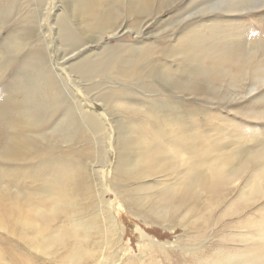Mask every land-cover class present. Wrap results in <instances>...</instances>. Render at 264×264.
<instances>
[{"label": "rangeland", "instance_id": "374dc122", "mask_svg": "<svg viewBox=\"0 0 264 264\" xmlns=\"http://www.w3.org/2000/svg\"><path fill=\"white\" fill-rule=\"evenodd\" d=\"M242 1L229 12L235 0H0V149L13 133L35 144L0 159V216L14 201L27 210L67 191L75 204L69 216L82 207L76 216L91 250L111 253L118 239L105 215L116 211L129 251L121 243L118 264L149 261L138 255L137 225L165 242L166 254L152 256L163 264L243 247L241 236L252 234L246 224L264 208V197L259 204L254 195L240 199L263 163L253 154L264 149V0ZM188 144L192 153L214 145L196 154L201 174L219 154H233L244 174L238 186L220 187L217 207L203 191L209 206L190 200L165 220L155 211H166L163 196L186 169ZM82 170L87 192L70 187ZM17 217H0V225L13 227ZM20 238L0 229L6 260L70 264ZM106 260L115 264L111 255Z\"/></svg>", "mask_w": 264, "mask_h": 264}, {"label": "bare ground", "instance_id": "6f19581e", "mask_svg": "<svg viewBox=\"0 0 264 264\" xmlns=\"http://www.w3.org/2000/svg\"><path fill=\"white\" fill-rule=\"evenodd\" d=\"M240 1L241 0L228 2L227 5L231 7V9H228V11L238 12V8L232 7H237L239 4L243 6L244 2ZM91 3L92 2H89L84 6V8H91ZM237 33H239V36H241L243 31L235 32V38ZM239 66L240 67H238V69L243 67L242 65ZM3 135L4 129L0 127V139ZM182 139L185 141H190V136H183ZM34 147L35 144L32 141H29V138L23 134L13 133L8 137L7 144L0 149V159L10 160L21 157L27 151L34 149ZM189 147L190 149L188 151L190 152L187 153H190L191 155L183 158L184 163L187 164L185 167L186 169H184L179 174L175 184L171 189L167 190L165 196H163L165 200L163 201L162 205L166 208V211H155L159 217L164 218L165 220L173 219L177 214V208L186 203L188 204L190 200L191 202L189 205L192 207L194 205L201 204L209 206L210 202L208 198H205L204 200L200 199V195L204 194L203 191L209 193L215 200V204L211 206H213V208L217 207L223 198V195L220 194V187L226 185H229L230 188L231 186H238L239 179H241L242 175L244 174L243 172V174H241V172H237V160H234L233 154H219L218 156H215L222 157L216 163L213 162L215 157L212 160L206 161L205 164L209 170L206 171L204 169V174H201L202 171L198 170L197 168L204 162L203 160L197 159L196 154H205L206 149H210L208 152H212L213 150L211 151V149L214 148V145L198 148L194 153H192L191 144ZM253 155L255 159L263 161V163L261 162L262 165H260L262 169L260 172L256 171V173H254V178L252 180L249 178L247 184L252 183L250 187L252 190L249 192V194L241 193L240 199L249 202V200L252 199L250 196L254 195L256 198L255 201L259 204L261 199L264 197V149L256 151ZM239 171H242V169ZM83 179V170L82 172H74V176L70 181V187L74 189H81L80 186H82L83 190L87 192L89 184H87L86 180ZM0 195L3 196V193L0 192ZM40 199V206L31 204L27 210H23L19 202L14 201L10 207H7L2 211V215L0 217H3L2 220L6 221L5 218H7V216L13 215L16 212L18 217L16 220H14V222H12L15 225L10 227V223L6 225L8 226L6 228L5 224H3L0 225V229L8 230L9 233L13 235L18 234L21 237L20 240H25L26 243L29 244L36 252H40L46 256H53L52 258H54L56 262L64 260V263L70 264H106V257L111 255L113 259L112 262L118 264V261L123 259H120V251L118 250V248L121 246V243L123 244L121 251L124 253L125 250L124 255H128V245L125 242L123 243L124 228L121 226L119 216L116 214L115 210L108 209L105 215V221L108 228L111 229V232L116 235V238L118 239L112 244V251L108 254L106 250L98 252L94 249L91 250L90 248L86 247V239L89 236L88 229L87 226H85V223L77 217L79 216V209H82V207L78 208V210L75 208L73 210V215L69 216L70 212L67 210V208L75 204L73 198L70 197L67 191L58 190L57 193H55V196L52 198L48 199L41 197ZM211 214L212 211L209 210V215L211 216ZM63 215L69 216L67 220L64 221L67 223H62L60 226H56V228L52 229V225L56 223ZM260 215L261 216L258 219L246 224V227H250L252 229V231H249L252 234L248 233V229L246 230L244 236H241L245 237V240L242 241L243 247H240L236 253L233 251L230 252L229 255L225 256L220 255V252H214L211 255H195L188 264H264V208L260 210ZM210 216L207 218V220L203 219V223H205L206 226L211 224L209 223ZM137 229H139L141 232L139 242L140 253L138 255L141 257H143V255L150 256L148 257L149 261L147 263L142 262V264H163V259L154 258L156 255L154 256L153 253L158 251L166 254L168 247L166 246L165 242L155 239L151 233H149L146 229H143L140 225H137ZM47 231L50 232L47 233ZM36 238L39 239V241ZM35 240L38 242L35 243ZM15 258L17 261H23L26 264H30L29 260L22 256H15ZM131 258L136 259L137 257H131L130 255L129 259ZM0 264H14L10 260H6L5 253L2 250H0Z\"/></svg>", "mask_w": 264, "mask_h": 264}]
</instances>
